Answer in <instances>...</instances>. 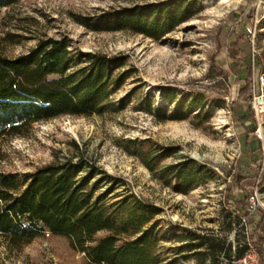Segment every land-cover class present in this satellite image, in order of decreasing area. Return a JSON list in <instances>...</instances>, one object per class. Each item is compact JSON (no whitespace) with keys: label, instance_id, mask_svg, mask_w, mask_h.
I'll return each mask as SVG.
<instances>
[{"label":"rangeland","instance_id":"obj_1","mask_svg":"<svg viewBox=\"0 0 264 264\" xmlns=\"http://www.w3.org/2000/svg\"><path fill=\"white\" fill-rule=\"evenodd\" d=\"M172 1L20 0L0 9V52L7 56L28 52L40 38L66 36L71 48L126 57L122 70L130 71L109 98L115 110L63 115L2 138L0 168L31 172L52 161L54 152L76 160V141L85 158L123 181L116 192L159 208L152 230L161 239L160 264H211L197 259L194 243L218 247L223 241L220 262L224 251L238 255L252 234L251 218L236 211V199L248 194L250 213L264 211V102L258 116L253 110L254 96H264V3L178 0L184 20L159 39L83 24L117 9ZM228 41L238 44L237 61L228 55ZM145 141L156 153L169 152L162 167L194 161L196 183L178 185L160 169L149 171L134 154L135 142ZM239 172L247 178L241 183L235 181ZM102 183V189L111 184ZM0 264L89 262L67 239L46 232L20 248L0 238Z\"/></svg>","mask_w":264,"mask_h":264},{"label":"trees","instance_id":"obj_2","mask_svg":"<svg viewBox=\"0 0 264 264\" xmlns=\"http://www.w3.org/2000/svg\"><path fill=\"white\" fill-rule=\"evenodd\" d=\"M19 1L0 0V9ZM182 8L183 2L178 0L123 8L83 24L99 32L130 30L159 39L184 20ZM228 45V55L237 61V42L228 41ZM71 46L66 36L45 37L18 56L0 52V140L59 116L102 115L115 110L109 98L129 77L130 71L122 70L126 57ZM147 142H135L134 154L149 171L160 169V174H170L178 185L196 183L198 172L189 165L194 161L162 167L160 162L169 152L156 153ZM71 144L79 153L76 160H61L54 152L52 161L31 172L0 168V238L20 248L48 232L67 239L89 264H160L161 239L152 230L159 208L133 193L116 192L123 181L85 158L76 141ZM246 179L240 172L235 176L238 183ZM103 180L111 182L104 189ZM248 196L236 199L234 205L247 220L251 218L250 238L259 245L260 264H264V211L256 207L250 213ZM192 236V240L199 239ZM192 247L199 249L195 256L201 262L209 259L211 264H219L216 252L223 250L224 242L218 247L208 246L206 241Z\"/></svg>","mask_w":264,"mask_h":264},{"label":"built area","instance_id":"obj_3","mask_svg":"<svg viewBox=\"0 0 264 264\" xmlns=\"http://www.w3.org/2000/svg\"><path fill=\"white\" fill-rule=\"evenodd\" d=\"M254 1H256L258 5L264 3V0H254ZM244 31L248 35L254 34V28H251L250 26H246L244 28ZM263 102H264V96L262 95L254 96L253 110L255 116H258L260 113H262ZM258 246L259 245L257 243L252 241L250 236H247L245 241L243 242L244 250L242 254L229 257L225 254L224 251L220 255L219 264H260V255L258 253Z\"/></svg>","mask_w":264,"mask_h":264},{"label":"bare ground","instance_id":"obj_4","mask_svg":"<svg viewBox=\"0 0 264 264\" xmlns=\"http://www.w3.org/2000/svg\"><path fill=\"white\" fill-rule=\"evenodd\" d=\"M264 11V10H263Z\"/></svg>","mask_w":264,"mask_h":264}]
</instances>
